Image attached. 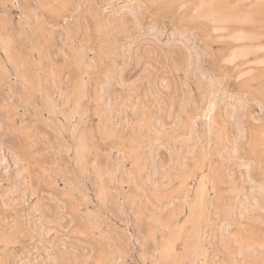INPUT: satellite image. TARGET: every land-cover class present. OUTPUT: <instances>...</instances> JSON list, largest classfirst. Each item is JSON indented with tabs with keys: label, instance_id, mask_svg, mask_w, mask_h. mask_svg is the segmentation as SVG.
Returning a JSON list of instances; mask_svg holds the SVG:
<instances>
[{
	"label": "rangeland",
	"instance_id": "rangeland-1",
	"mask_svg": "<svg viewBox=\"0 0 264 264\" xmlns=\"http://www.w3.org/2000/svg\"><path fill=\"white\" fill-rule=\"evenodd\" d=\"M106 1L0 0V264H264V223L238 215L264 189V0ZM193 49L203 79L186 72Z\"/></svg>",
	"mask_w": 264,
	"mask_h": 264
},
{
	"label": "bare ground",
	"instance_id": "bare-ground-1",
	"mask_svg": "<svg viewBox=\"0 0 264 264\" xmlns=\"http://www.w3.org/2000/svg\"><path fill=\"white\" fill-rule=\"evenodd\" d=\"M16 1V0H15ZM57 1V0H56ZM106 1V0H105ZM107 1H109V0H107ZM107 1L105 2V4H107ZM117 1V0H116ZM104 2V1H103ZM114 2H115V0H114ZM194 2V1H193ZM53 3H55V2H53ZM57 3V2H56ZM117 3V2H116ZM118 3H119V1H118ZM197 3V2H196ZM13 4V3H12ZM104 4V3H103ZM122 4V3H121ZM125 4V3H124ZM193 4H195V3H193ZM119 5V4H118ZM197 5V4H196ZM104 6V5H103ZM124 7V6H123ZM102 9H103V7H102ZM102 9H101V11H102ZM126 9V8H125ZM105 10V9H104ZM132 10V9H131ZM17 11H18V9H17ZM121 11V10H120ZM201 11V10H200ZM200 11H197V12H200ZM104 12V11H103ZM136 12V11H135ZM196 12V13H197ZM202 13L203 14H210L211 16H213L214 18H216V19H219V20H227V19H229V18H233L235 21L236 20H239V21H241V20H248L250 17H249V14H248V11H247V13L246 14H243L242 16H240V15H237V12H223V11H221L219 8H217L214 4H209V5H207L203 10H202ZM196 16V15H195ZM136 16H134V18H135ZM132 18V17H131ZM195 19V18H194ZM195 20H197V18L195 19ZM30 21V20H29ZM24 22H26V21H24ZM28 22V21H27ZM137 22V21H136ZM135 22V23H136ZM26 26V25H25ZM150 29V28H149ZM152 29V28H151ZM35 31V30H34ZM33 30H32V32H34ZM150 30H148L147 32H149ZM182 31V30H181ZM151 32V31H150ZM153 32H155V31H153ZM177 32H180V31H177ZM184 32V31H183ZM144 33V32H143ZM169 33H171V32H169ZM172 33H174V32H172ZM33 34V33H32ZM151 34V33H150ZM153 35V34H152ZM178 35V34H177ZM184 35V34H183ZM30 36V34H28V37ZM154 37H155V35H153ZM152 36V37H153ZM156 36H157V34H156ZM175 36V35H174ZM174 36H172V37H174ZM185 36H187L186 34H185ZM247 35H245V34H242V33H240L238 36H237V38H244V37H246ZM31 37H32V35H31ZM34 37V36H33ZM170 37H171V35H170ZM190 37V36H189ZM219 37V36H218ZM168 38H169V34H168ZM175 38V37H174ZM191 38V37H190ZM189 38V39H190ZM158 39V38H157ZM173 39V38H172ZM176 39H177V37H176ZM180 40H181V38H179ZM188 39V38H187ZM184 40V39H183ZM193 40V39H192ZM176 42H178L177 40H176ZM180 42V41H179ZM192 43H194V42H192ZM192 43H190V44H192ZM182 44V43H181ZM189 43H188V45H190ZM193 46V45H192ZM183 47V46H182ZM197 47V46H196ZM189 48V47H188ZM259 48L260 49H262V50H264V44H261V45H259ZM191 49V48H190ZM200 51V50H199ZM247 51H248V47L247 46H244V45H239L236 49H234L231 53H230V55H229V58L230 59H234V58H236V57H238V56H241V55H244V54H246L247 53ZM185 55H186V63H185V65H186V72H188V73H190V74H194V75H199L198 77L200 78V79H203V77L204 76H207V75H204L203 74V71H202V69H201V65H200V53L196 50V49H193V52L192 53H190L189 51H187L186 53H185ZM1 56V55H0ZM6 60V59H5ZM258 62L259 63H261V64H264V56H262V57H260L259 59H258ZM8 64V63H7ZM115 68V67H114ZM8 70H9V68H8ZM12 70V69H11ZM13 71V70H12ZM37 72V71H36ZM113 74H114V72H113V70H112V76H113ZM119 74H121V73H119ZM207 74V73H206ZM193 75V76H194ZM204 75V76H203ZM21 76H23V75H21ZM212 77H213V75H212ZM15 78V77H14ZM121 78V77H120ZM206 78V77H205ZM209 78V77H208ZM113 79V78H112ZM119 79V78H118ZM259 79V78H258ZM10 80V79H9ZM145 80H148V79H146L145 78ZM109 81V80H108ZM119 81H120V79H119ZM125 81H128V80H125ZM185 81V80H184ZM207 81H208V79H207ZM121 82V81H120ZM163 82V81H162ZM206 82V81H205ZM107 83V82H106ZM113 84V83H112ZM120 84V83H119ZM130 84V83H129ZM129 84H128V86H129ZM163 84V83H162ZM188 84V83H187ZM125 85H127L126 83H125ZM164 85V84H163ZM165 86V85H164ZM17 87V86H16ZM102 87V86H101ZM107 87V86H106ZM201 87V86H200ZM110 88V87H109ZM108 88V89H109ZM53 90V89H52ZM103 90V89H102ZM206 90H210V92H212V93H214L216 90H217V83L215 82V80H213V79H211V80H209L208 81V83H207V86H206ZM8 91V90H7ZM38 91V90H37ZM79 91V90H78ZM219 91V90H218ZM103 92V91H102ZM109 92V91H108ZM134 92V91H133ZM62 93V92H61ZM111 93H113V92H111ZM134 93H136V91L134 92ZM133 93V94H134ZM221 93V92H220ZM14 94H16V93H14ZM137 94V93H136ZM135 94V95H136ZM205 94V96H207V94L206 93H204ZM16 95H18V94H16ZM16 95H14V96H16ZM40 95V94H39ZM53 95V94H52ZM51 95V96H52ZM59 96H60V92H59V94H58ZM132 95V94H131ZM42 96V95H41ZM63 96H64V94H63ZM112 96H113V94H112ZM144 96V95H143ZM208 96H209V94H208ZM232 96V95H231ZM231 96L229 97V98H231ZM7 97V96H6ZM114 97H115V95H114ZM37 98V97H36ZM53 98H54V96H53ZM56 98V97H55ZM136 98V97H135ZM144 98H146V97H144ZM182 98H183V96H182ZM212 98H214L212 101H210V107L209 108H211V106H212V102H213V106L215 107V103H216V101H217V97H216V95L214 94L213 95V97ZM229 98H227V99H229ZM12 99H14V97H12ZM61 99V98H60ZM125 99V98H124ZM127 99V98H126ZM125 99V100H126ZM149 99V98H148ZM221 99H223V97H221V98H218V100H221ZM7 100V99H6ZM53 100V99H52ZM139 100V99H138ZM234 100V99H233ZM230 101V102H228V104L225 106V108H224V112H225V116L229 119V120H231V121H233L234 122V124L236 125V124H239L240 122H241V115L243 114V108H244V105H245V102L247 101V100H245V99H242V98H239V100L237 99V100H234V101ZM10 101H11V99H10ZM30 101V100H29ZM75 101V100H74ZM129 101V100H128ZM181 101V100H180ZM179 101V102H180ZM201 101V100H200ZM226 101H228V100H226ZM226 101H224V102H226ZM5 102V101H4ZM7 102V101H6ZM24 102H26V101H24ZM42 102V101H41ZM40 102V103H41ZM60 102V101H59ZM124 102V101H123ZM136 102V101H135ZM221 102V101H220ZM224 102H222V104L224 103ZM55 104H57L56 102H54ZM53 103V104H54ZM247 103V102H246ZM6 104V103H5ZM34 104V103H33ZM45 104V103H44ZM99 104H101V103H99ZM135 104V103H134ZM133 104V105H134ZM177 104H180V103H177ZM221 104V103H220ZM52 105V104H51ZM119 104H118V99H116V98H109L108 97V99L104 102L103 101V103H102V106L100 105V108L102 107V109H104L105 110V112L106 113H108L109 115H110V118L112 117V115L113 116H117V112L116 111H118V109H119V106H118ZM216 105H217V103H216ZM257 105V104H256ZM5 106V105H4ZM53 106V105H52ZM201 106V105H200ZM23 107V106H22ZM55 107H57V106H55ZM133 107H135V106H132V110H133ZM221 107V106H220ZM53 108V107H52ZM52 108H51V110H52ZM63 108V107H62ZM70 108V107H69ZM123 108V107H122ZM197 108V107H196ZM72 109V108H71ZM74 109V108H73ZM76 109V108H75ZM124 109V108H123ZM127 109V108H126ZM180 109V108H179ZM213 109V108H212ZM264 109V108H263ZM56 110H58L57 108H56ZM62 110V109H61ZM70 110V109H69ZM128 110V109H127ZM139 110V109H138ZM206 110V109H205ZM210 110V109H209ZM78 111V110H77ZM263 111V110H262ZM16 112H17V110H16ZM53 112V111H52ZM124 112V111H123ZM137 112V111H136ZM160 112V111H159ZM158 112V113H159ZM181 112V111H180ZM184 112V111H183ZM74 113V112H73ZM77 113V112H76ZM16 114V113H15ZM137 114V113H136ZM185 114V113H184ZM62 115V114H61ZM74 115V114H73ZM100 115V114H99ZM140 116H142V115H140ZM72 117V116H71ZM64 118V117H63ZM107 118V117H106ZM140 118V117H139ZM143 118V117H142ZM141 118V119H142ZM161 118V117H160ZM124 119V118H123ZM126 119V118H125ZM138 119V118H137ZM145 118H143L142 120H144ZM103 120V119H102ZM99 121V120H98ZM116 121H117V119H116ZM125 121V120H124ZM123 121V122H124ZM127 121V120H126ZM173 121V120H172ZM197 121V120H196ZM102 122V121H101ZM100 122V124L102 125V123ZM122 122V121H121ZM143 122V121H142ZM99 123V122H98ZM109 123H111V120H110V122ZM139 123H140V120H139ZM197 123V122H196ZM124 124V123H123ZM142 124V123H141ZM114 125V124H113ZM116 125V124H115ZM137 125V124H136ZM107 126V125H106ZM112 126V125H111ZM114 127V126H113ZM124 127V126H123ZM162 127V126H161ZM166 127H168V126H166ZM197 127V126H196ZM105 128V127H104ZM142 128V127H141ZM91 129V128H90ZM107 129V128H106ZM105 129V130H106ZM144 129V128H143ZM148 129V128H147ZM207 130H206V134H207V138L209 139V135H208V133H210V129H211V126L210 125H208L207 126V128H206ZM112 130V129H111ZM141 132H142V130H141ZM167 132V131H166ZM139 133H140V130H139ZM147 133V132H146ZM91 134V133H90ZM141 134V133H140ZM142 134H144V131L142 132ZM168 135V134H167ZM108 136V135H107ZM109 137V136H108ZM107 138V137H106ZM153 138H154V135H153ZM141 139V138H140ZM146 139V138H145ZM139 140V139H138ZM166 140V139H165ZM174 140V139H173ZM218 140V139H217ZM141 141V140H140ZM139 141V142H140ZM143 141H144V139H143ZM133 142V141H132ZM149 142V141H148ZM137 143V142H136ZM210 143V142H209ZM72 144V143H71ZM236 144H237V141H236ZM225 145H227L226 143H225ZM64 146H66V145H64ZM76 146V145H75ZM161 146V145H160ZM230 147V146H229ZM92 148V147H91ZM0 149H2L1 147H0ZM193 149V148H192ZM2 151V150H1ZM0 151V152H1ZM68 151V150H67ZM168 151V150H167ZM180 151V150H179ZM152 152H153V148H151L149 151H148V153H147V155L148 156H151L152 155ZM169 152V151H168ZM2 153V152H1ZM0 153V154H1ZM144 153H145V151H144ZM235 153H236V151H235ZM3 154V153H2ZM2 154H1V156H2ZM64 154V153H63ZM191 154H192V152H191ZM146 155V154H145ZM144 155V156H145ZM134 157V156H133ZM192 157V156H191ZM221 157V156H220ZM4 159V158H3ZM158 160V159H157ZM2 161H4V160H2L1 159V161L0 162H2ZM137 161V160H136ZM151 163H152V161H150ZM160 162V161H159ZM158 162V163H159ZM162 162V161H161ZM199 163V162H198ZM114 165V164H113ZM164 165V164H163ZM8 166V165H7ZM6 166V167H7ZM181 166H182V160H181V158H180V156L179 155H174L173 156V161H172V165L168 168V169H166V170H164V171H162V176L163 177H166V179H169L170 178V173L172 172V171H176V170H178V169H180L181 168ZM206 166V165H205ZM146 169H148V168H146ZM112 170H113V167H112ZM106 172V171H105ZM155 172H157L156 171V167H153L152 168V173L154 174ZM161 172V171H160ZM174 173H176V172H174ZM173 173V174H174ZM86 174V173H85ZM130 176V175H129ZM172 176V175H171ZM249 179V178H248ZM144 180V179H143ZM203 180H205V178L203 179ZM170 181V180H169ZM257 182V181H256ZM137 183V182H136ZM143 183V182H142ZM155 183H159V181H157V182H155ZM206 183V182H205ZM211 183V182H210ZM254 183H255V181H254ZM246 184V183H245ZM253 184V183H252ZM261 184V183H260ZM168 185V184H167ZM254 185V184H253ZM162 187V186H161ZM207 187V186H206ZM137 188V187H136ZM144 188V187H143ZM185 188V187H184ZM142 189V188H141ZM139 190V189H138ZM170 190V189H169ZM264 189H263V187H261V186H259V188H257V189H255V190H249L250 191V193H249V195L245 198H242L240 201H239V208H238V215H240L242 218H244L245 220L246 219H254V220H258V221H260L261 223H264V191H263ZM164 191V190H163ZM153 192V191H152ZM155 192V191H154ZM183 193V192H182ZM144 194V193H143ZM184 194V193H183ZM186 194V193H185ZM244 195V194H243ZM242 195V196H243ZM241 196V197H242ZM143 197V196H142ZM171 197H173V195L172 196H170V198ZM240 197V198H241ZM168 198V197H167ZM177 198H178V196H177ZM228 198V197H227ZM146 199V198H145ZM172 199V198H171ZM183 199V198H182ZM234 200H236L235 198H233ZM175 200H176V198H175ZM188 200V199H187ZM229 200V199H228ZM163 201H164V199H163ZM166 201V200H165ZM169 202V201H168ZM182 202V201H181ZM188 202V201H187ZM140 203V202H139ZM156 203V202H155ZM115 204V203H114ZM113 204V205H114ZM157 204V203H156ZM161 204V203H160ZM165 204V203H164ZM180 204V203H179ZM135 205H136V203H135ZM155 205V204H154ZM163 205V204H162ZM234 205V204H233ZM238 205V204H237ZM167 206V205H166ZM125 207V206H124ZM182 207H183V204H182ZM166 208H168V207H166ZM159 211V210H158ZM161 211H162V209H161ZM160 211V212H161ZM197 212V211H196ZM217 215V214H216ZM109 217V216H108ZM176 217V216H175ZM210 217V216H209ZM224 217V216H223ZM222 217V218H223ZM163 218V217H162ZM109 219V218H108ZM206 219H207V217H206ZM231 219V218H230ZM71 220V219H70ZM157 220V219H156ZM155 220V221H156ZM166 220V219H165ZM253 220V221H254ZM226 221V220H225ZM239 221V220H238ZM241 221V220H240ZM249 221V220H248ZM154 222V221H153ZM162 222V221H161ZM176 222V221H175ZM205 222H206V220H205ZM241 222H243V221H241ZM255 222V221H254ZM209 223V222H208ZM245 223V222H244ZM258 223V222H257ZM260 224V223H259ZM217 225V224H216ZM241 224H239V226H240ZM176 226V225H175ZM173 227H174V225H173ZM216 228V227H215ZM93 229V228H92ZM173 229V228H172ZM213 229V228H212ZM263 229H264V227H263ZM232 230V229H231ZM172 231V230H171ZM196 231H197V229H196ZM212 231V230H211ZM257 231H258V229H257ZM91 232V231H90ZM202 233H203V235H201V237H203L204 236V232H203V230L201 231ZM215 231L213 230V232H212V234L214 233ZM167 234H168V236H169V233L168 232H166ZM223 233V232H222ZM258 233V232H257ZM209 234V233H208ZM208 235H206V237H207ZM210 236V235H209ZM208 236V237H209ZM248 236V235H247ZM132 237V236H131ZM205 237V236H204ZM249 237V236H248ZM168 238V237H167ZM215 238V237H214ZM208 239V238H207ZM212 239H213V237H212ZM201 240H203V239H201ZM220 240V239H219ZM222 241V240H221ZM202 242H204V241H202ZM210 242V241H209ZM212 242V241H211ZM224 242V241H223ZM231 242V241H230ZM248 242H249V240H248ZM255 242V241H254ZM236 243V242H235ZM251 243V242H250ZM253 243V242H252ZM160 244V243H159ZM229 245V244H228ZM239 245V244H238ZM259 245V244H258ZM262 245V244H261ZM211 246H212V244H211ZM226 246V245H225ZM216 247V246H215ZM230 247V246H229ZM246 247V246H245ZM263 247V246H262ZM177 244H175V241L174 242H169L168 244H166V246L165 247H163L162 248V250L160 251V258L162 259V258H164L165 256L166 257H173V256H175V253H176V251H177ZM213 248V247H212ZM112 249V248H111ZM154 249V248H153ZM157 249V248H156ZM205 249H207V247L205 248ZM204 249V251H206ZM220 249V248H219ZM208 250V249H207ZM213 250V249H212ZM262 250V249H261ZM260 250V251H261ZM153 251V250H152ZM157 251V250H156ZM156 251L154 252V253H156ZM210 251V250H209ZM209 251H207L206 253H208ZM225 251V250H224ZM223 251V252H224ZM240 251V250H239ZM244 251V250H243ZM246 251V250H245ZM194 252H196V253H200L201 252V247H200V245H197V248H195V250H194ZM217 252V251H216ZM215 252V253H216ZM222 252V251H221ZM220 252V253H221ZM222 252V254H224ZM241 253H242V251H240ZM264 252V251H263ZM195 253V254H196ZM227 253H229L230 254V252L228 251ZM235 253V252H234ZM214 254V253H213ZM264 254V253H263ZM153 255V254H152ZM207 255V254H206ZM221 255V254H220ZM231 255V254H230ZM229 255V256H230ZM241 255V254H240ZM148 256V255H147ZM194 256V255H193ZM205 255L203 254V256H201V257H204ZM218 256V255H217ZM224 256V255H223ZM246 256H247V254H246ZM261 256V255H260ZM149 257V256H148ZM219 257V256H218ZM259 257V256H258ZM109 258V257H108ZM151 258H153V256L151 257ZM205 258V257H204ZM203 258V259H204ZM217 258V257H216ZM228 258V257H227ZM150 259V258H149ZM235 259V258H234ZM74 260V259H73ZM148 260V259H147ZM229 260V259H228ZM238 260V259H237ZM145 261V260H144ZM158 261V260H157ZM202 260H200V261H198V262H201ZM211 261V260H210ZM222 261V260H221ZM231 261H232V259H231ZM230 261V262H231ZM196 262V260H192L189 264H194ZM197 262V263H198ZM207 261H205L204 263H206ZM219 262V261H218ZM48 263V262H47ZM109 263V262H108ZM107 263V264H108ZM144 263V262H143ZM188 263V262H187ZM203 263V262H202ZM203 263V264H204ZM242 263H243V261H242ZM261 263V262H260ZM51 264V263H50ZM158 264V263H157ZM200 264V263H199ZM238 264V263H237Z\"/></svg>",
	"mask_w": 264,
	"mask_h": 264
}]
</instances>
